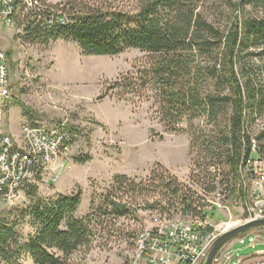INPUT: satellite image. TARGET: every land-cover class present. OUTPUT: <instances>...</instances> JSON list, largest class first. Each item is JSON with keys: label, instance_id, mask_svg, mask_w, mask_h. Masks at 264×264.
<instances>
[{"label": "trees", "instance_id": "obj_1", "mask_svg": "<svg viewBox=\"0 0 264 264\" xmlns=\"http://www.w3.org/2000/svg\"><path fill=\"white\" fill-rule=\"evenodd\" d=\"M132 1L127 8L106 1L43 0L60 8L66 22L46 25L45 13L35 10L20 16L18 24L31 43L75 41L84 54L98 56L129 49L145 53V63L116 77L99 98L152 101L166 132H186L187 122L192 144L200 149L194 161L202 171L196 179L200 186L213 192L218 179L229 199L251 203L249 184L255 174L249 171V161L264 158V127L253 131L264 113V82L259 81L264 67L255 63L256 58L264 60V0H225L224 26L208 19L203 0ZM7 55L10 63L12 52ZM16 102L27 118L35 119L29 106ZM203 118L211 125L209 132L194 124ZM68 128L75 141L76 128ZM89 157L76 161L85 163ZM41 174L40 170L36 178ZM33 185L24 190L34 199L24 213L33 220L35 233L23 242L18 222L0 215V264H28V258L32 264H70L75 252L89 251L97 235L109 234L119 220L139 219L138 198L151 210L165 212L181 203L184 213L193 211V195L161 164L140 181L116 175L100 206L83 217L76 216L82 202L80 187L68 195L41 198ZM135 233L128 234L130 241Z\"/></svg>", "mask_w": 264, "mask_h": 264}, {"label": "rangeland", "instance_id": "obj_2", "mask_svg": "<svg viewBox=\"0 0 264 264\" xmlns=\"http://www.w3.org/2000/svg\"><path fill=\"white\" fill-rule=\"evenodd\" d=\"M44 1L56 4L69 0ZM85 1H106L127 8L133 5L132 0ZM225 7V0H203L202 4V10L208 19L221 26L227 22ZM259 14H262V10ZM0 48L5 52H12L9 63L11 99L6 108L5 129L20 130L21 135L23 122L53 126L64 119L69 126L76 128L70 161L63 167L41 172V177L35 179L33 186L37 187L38 197L68 195L80 187L82 202L76 216L83 217L100 206L116 175L126 174L140 181L149 178L151 170L155 166L158 168L160 164L174 174L168 168L170 166L178 173L177 178L181 182L191 184L194 190H199L200 184L196 179L201 178L198 174L202 171L194 161L201 154L199 147L192 144L193 137L188 131L187 122L184 123L186 132H166L155 114L152 101L128 102L112 95L99 98L116 77L133 71L139 63H145V53L129 49L116 56L87 55L75 41L58 39L31 43L25 39V30L6 27L1 23ZM255 63L264 67V60L256 58ZM259 81L264 82V71L259 75ZM17 100L31 108L36 116L34 120L24 115ZM4 105L0 102V107ZM194 124L208 132L211 130V125H207L205 118L196 120ZM253 125L254 132L262 130L264 113L261 120ZM79 156H90L91 159L78 163L76 158ZM250 164L252 169L264 168V158H256ZM252 185L258 186L253 180ZM210 196V199L215 197L216 200V196ZM33 200L24 191L9 204L0 206L1 216L18 222L23 242L35 233L33 220L24 213L30 209ZM230 200H226L227 204L231 203ZM251 201L255 206H264L263 199L251 195ZM137 202V205L140 204L136 207L139 219L127 217L119 220L109 234L105 232L97 235L89 251L80 249L75 252L70 264H129L134 241L129 240L128 234L150 228L152 215L160 212V209L147 208L141 198ZM243 203L231 204L224 210V222L221 225L226 224L223 232L248 220L244 217L246 205ZM180 204L171 208L174 210L172 217L180 214ZM229 224L230 228H226ZM257 230L261 228L253 229L242 237L249 241ZM238 255H244V252ZM227 260L222 264H227ZM26 261L32 264L31 258Z\"/></svg>", "mask_w": 264, "mask_h": 264}, {"label": "built area", "instance_id": "obj_3", "mask_svg": "<svg viewBox=\"0 0 264 264\" xmlns=\"http://www.w3.org/2000/svg\"><path fill=\"white\" fill-rule=\"evenodd\" d=\"M43 0H0V23L6 27L21 29L18 19L26 13L38 10L45 13V24L65 23L67 17L60 8H54ZM46 11V12H45ZM11 73L7 52L0 48V206L15 200L24 192L27 184L35 182L37 172L65 166L70 161L74 137L67 120L53 126L24 123L17 140L7 131V104L11 99ZM256 144L252 148L255 152ZM254 172L249 192L254 198L264 200V168ZM215 171V168L212 167ZM252 180L258 186H251ZM183 188L192 194L193 211H181L172 217L174 210L152 213L151 227L137 233L129 264H202L214 241L222 234L224 210L240 200H230L225 187L216 181L217 189L208 192L202 186L194 190L191 184ZM220 184V185H219ZM210 195L216 196L210 199ZM226 200H230L227 204ZM178 204V203H177ZM177 211V209H175ZM247 221L264 218V206L246 203ZM218 221V222H217ZM229 226H226V228ZM230 228V227H229ZM226 230V229H225ZM227 254L226 259H231ZM219 261L217 258L216 262Z\"/></svg>", "mask_w": 264, "mask_h": 264}, {"label": "crops", "instance_id": "obj_4", "mask_svg": "<svg viewBox=\"0 0 264 264\" xmlns=\"http://www.w3.org/2000/svg\"><path fill=\"white\" fill-rule=\"evenodd\" d=\"M25 122H23L24 124ZM14 137L19 140L20 130L7 129ZM172 173L179 177L178 173L170 166L168 167ZM244 252V255H238ZM226 253V254H225ZM227 254H232L231 259L227 260V264H264V228L253 232L249 241L244 237L232 240L227 243L224 250L220 253L217 264H222L226 260ZM231 261V262H230Z\"/></svg>", "mask_w": 264, "mask_h": 264}, {"label": "water", "instance_id": "obj_5", "mask_svg": "<svg viewBox=\"0 0 264 264\" xmlns=\"http://www.w3.org/2000/svg\"><path fill=\"white\" fill-rule=\"evenodd\" d=\"M264 228V218H259L251 221L240 223L225 232H223L212 244L209 249L206 259L202 264H217L216 260L223 251L227 243L242 236L243 234L252 231L253 229Z\"/></svg>", "mask_w": 264, "mask_h": 264}, {"label": "bare ground", "instance_id": "obj_6", "mask_svg": "<svg viewBox=\"0 0 264 264\" xmlns=\"http://www.w3.org/2000/svg\"><path fill=\"white\" fill-rule=\"evenodd\" d=\"M229 227H230V224H229Z\"/></svg>", "mask_w": 264, "mask_h": 264}]
</instances>
